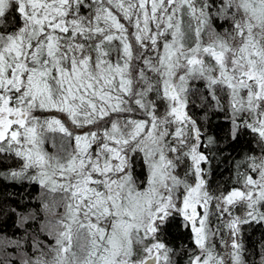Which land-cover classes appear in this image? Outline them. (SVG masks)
Segmentation results:
<instances>
[{"label": "snow or ice", "instance_id": "1", "mask_svg": "<svg viewBox=\"0 0 264 264\" xmlns=\"http://www.w3.org/2000/svg\"><path fill=\"white\" fill-rule=\"evenodd\" d=\"M0 179L51 199L10 209L24 234L9 244L39 252L20 264H248L242 229L264 225V0H0Z\"/></svg>", "mask_w": 264, "mask_h": 264}, {"label": "trees", "instance_id": "2", "mask_svg": "<svg viewBox=\"0 0 264 264\" xmlns=\"http://www.w3.org/2000/svg\"><path fill=\"white\" fill-rule=\"evenodd\" d=\"M217 23H222L218 21ZM227 25H225L226 27ZM220 30L219 28L217 29ZM199 87V84H197ZM198 104L199 101L197 100ZM194 113H198L197 109L193 110ZM250 137H246L245 140L236 145H232L227 151H231L232 155L238 160L240 159L239 153L251 152L255 148L254 143H249ZM235 149V151H233ZM8 163L13 164L12 160ZM232 166L230 163H226L223 158L213 163V177L212 180L215 184L227 187L233 176ZM5 171L7 169H4ZM40 187L36 184H29L24 182L23 184L0 179V264H20L22 253H27L29 256H37L38 252H34L29 244H25L23 248H16L9 244V238L16 239L22 236L23 229L20 228L16 221V217L12 214L10 209L16 208L17 211L21 209L17 205L21 200L28 204L30 209H41L42 202L40 200ZM40 215L43 216L42 210ZM29 225H25L28 227ZM36 225H32L35 228ZM215 227V223L213 224ZM227 228L222 225V234H225ZM169 239L173 244H186L189 248L192 247L190 237L187 232L182 229L172 227L168 231ZM38 239L42 241V248L49 247L52 244V238L47 236L45 232L38 235ZM242 239L245 249V258L248 264H261V256L264 252V225L253 223L244 226L242 229ZM18 254V257H17ZM177 259L182 261L187 260V256H180Z\"/></svg>", "mask_w": 264, "mask_h": 264}, {"label": "rangeland", "instance_id": "3", "mask_svg": "<svg viewBox=\"0 0 264 264\" xmlns=\"http://www.w3.org/2000/svg\"><path fill=\"white\" fill-rule=\"evenodd\" d=\"M204 39H205V42H207V36H205L204 37ZM55 144H56V147L54 148L53 146H52V144H48V145H46V147L48 148V150L50 151V152H56L57 151V149L59 148V146H60V144H61V139H60V137L59 136H56V138H55ZM41 190V189H40ZM40 200H41V202H43V201H45V200H47V201H49V202H51V199L48 197V195L47 194H42V190H41V192H40ZM44 215V214H43ZM49 219H52L53 220V223H54V220H55V218L54 217H49ZM47 229H45V233L47 234ZM47 236H49V237H51L52 238V244L49 246V247H44L43 248V250H44V253L46 254V258H48V259H51V257H52V253L49 251V249L52 247V246H54L55 245V239L53 238V236H50V235H47ZM224 236L227 238V236H228V229H226L225 230V234H224ZM217 239H219V237H217ZM242 239V238H241ZM229 243H230V240H229ZM242 243H243V239H242ZM244 245V244H243ZM217 251H225V249L223 248V246L222 245H217ZM39 253V252H38ZM23 254L24 253H22V255H21V260L24 258L23 257ZM28 256H29V254H27ZM263 255H264V252H263ZM17 257H18V254H17ZM29 257H32V258H35L34 256H29Z\"/></svg>", "mask_w": 264, "mask_h": 264}]
</instances>
